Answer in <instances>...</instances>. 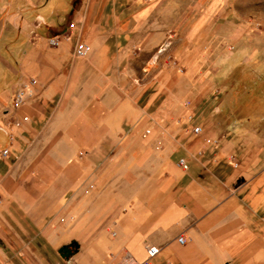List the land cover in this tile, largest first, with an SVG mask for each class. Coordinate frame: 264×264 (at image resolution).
<instances>
[{
    "label": "crops",
    "instance_id": "1",
    "mask_svg": "<svg viewBox=\"0 0 264 264\" xmlns=\"http://www.w3.org/2000/svg\"><path fill=\"white\" fill-rule=\"evenodd\" d=\"M166 1L0 0V264H264V45L189 57Z\"/></svg>",
    "mask_w": 264,
    "mask_h": 264
},
{
    "label": "rangeland",
    "instance_id": "2",
    "mask_svg": "<svg viewBox=\"0 0 264 264\" xmlns=\"http://www.w3.org/2000/svg\"><path fill=\"white\" fill-rule=\"evenodd\" d=\"M163 10L164 15H167L169 18L172 39L185 37L182 40V46L187 48V56L189 57L193 56L192 52L195 48L192 47L189 37L193 35L201 36L203 41L210 34L209 30L211 26L212 31H216L219 35L223 36L217 44L218 48L222 49L221 54H218L219 63L224 62V50L226 48L231 51L236 49V42L225 41L227 34H236L238 31L246 33L244 36L245 41H243L239 48L241 51L245 49L248 51L251 46L258 47L264 45V0H167L163 6ZM58 37L60 38V36ZM171 41L168 42V46L165 45V48L168 50L172 45ZM207 46L209 47V44ZM207 51L208 48L202 50V53ZM169 60L171 62L179 61L172 53H170ZM179 64L177 63V65ZM222 65H219L218 72L212 76L216 80L213 88L216 101H220V106H223L226 94V71ZM179 68L183 69L180 71H185L183 65L180 64ZM184 103L185 108L189 110L191 107L190 100H186ZM219 108L222 109V107Z\"/></svg>",
    "mask_w": 264,
    "mask_h": 264
},
{
    "label": "built area",
    "instance_id": "3",
    "mask_svg": "<svg viewBox=\"0 0 264 264\" xmlns=\"http://www.w3.org/2000/svg\"><path fill=\"white\" fill-rule=\"evenodd\" d=\"M49 44L51 46L59 45L60 44V38L58 36L50 38ZM89 52H90V46L89 45L84 44V43H79L77 45V48H76V56L77 57L85 58L89 54ZM36 83H37V80L35 78H31L29 80L28 86H23V87H21L15 91L14 98H13L14 107H20L24 103L27 96L32 94V90H33L32 86H34ZM193 131H194V133L199 134L201 132V127L197 126L194 128ZM149 132L150 131L147 130L143 136H146L147 134H149ZM7 153H8V150H5L3 152V155H7ZM179 165L186 168L187 167L186 159H181L179 161ZM1 202H2V198L0 196V204H1ZM178 241H179V243L184 244L185 243V237L180 236L178 238ZM146 251H147L148 256L151 258V257L156 256L159 253L160 248L158 246H155V245H148L146 247ZM124 264H129L128 259L125 260Z\"/></svg>",
    "mask_w": 264,
    "mask_h": 264
},
{
    "label": "water",
    "instance_id": "4",
    "mask_svg": "<svg viewBox=\"0 0 264 264\" xmlns=\"http://www.w3.org/2000/svg\"><path fill=\"white\" fill-rule=\"evenodd\" d=\"M73 247L77 248L78 244L76 242H73L69 245H64L61 249H60V253L63 257H70L73 253Z\"/></svg>",
    "mask_w": 264,
    "mask_h": 264
}]
</instances>
